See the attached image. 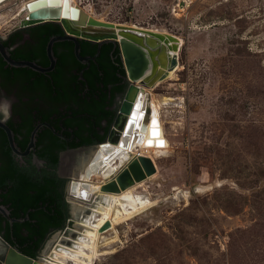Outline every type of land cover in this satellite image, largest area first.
I'll return each instance as SVG.
<instances>
[{
	"label": "rangeland",
	"instance_id": "obj_1",
	"mask_svg": "<svg viewBox=\"0 0 264 264\" xmlns=\"http://www.w3.org/2000/svg\"><path fill=\"white\" fill-rule=\"evenodd\" d=\"M183 1L78 0L98 19L183 39L177 77L154 86L174 98L162 117L171 148L138 189L154 205L117 225L95 264H264V0ZM61 237L75 236L56 231L49 253Z\"/></svg>",
	"mask_w": 264,
	"mask_h": 264
},
{
	"label": "flooded vegetation",
	"instance_id": "obj_2",
	"mask_svg": "<svg viewBox=\"0 0 264 264\" xmlns=\"http://www.w3.org/2000/svg\"><path fill=\"white\" fill-rule=\"evenodd\" d=\"M19 24L0 34L9 59L49 68L52 51L55 65L45 72L16 66L0 50V120L12 129L15 148L21 152L14 150L0 127V168L28 173L27 179L47 192L31 190L29 206L16 196V182L7 179L0 187V206L7 211L6 215L0 210V236L16 247H35L39 256L56 231L66 235L74 230L75 212L83 217V205L71 198L72 183L80 176L83 160L110 143L131 80L118 40L72 39L68 36L74 35L55 21ZM54 38L60 39L50 49ZM73 167L79 172L74 179Z\"/></svg>",
	"mask_w": 264,
	"mask_h": 264
},
{
	"label": "bare ground",
	"instance_id": "obj_3",
	"mask_svg": "<svg viewBox=\"0 0 264 264\" xmlns=\"http://www.w3.org/2000/svg\"><path fill=\"white\" fill-rule=\"evenodd\" d=\"M10 1L0 0V20L8 14L6 8H10ZM31 1L33 0H23L13 18H19L20 21L27 18L29 15L28 3ZM69 2L72 6L95 17L92 9L83 7L78 0H69ZM178 5L180 8L184 7L182 4ZM1 27L0 25V29ZM177 37L181 48L183 39ZM179 51L171 50L172 54L178 53V56ZM180 67L178 65L175 69L170 70L164 80L176 78ZM154 86L144 87L137 109L133 112L134 117L127 119L118 143L100 146L87 160H85L86 158L83 160L85 163L83 168L80 166L82 169L80 176L72 183L71 198L82 203V209L89 208L90 210L78 221L77 226L80 233L74 238H65V241L59 240L51 252L45 255V260L50 264H95V260L101 255L112 252L108 250L109 245L120 237H118L117 225L125 223L154 205L149 196L138 189L148 179L155 177V173L154 176L151 175L144 180L137 181L119 192L102 189L103 185L111 181L112 176L118 173L129 157L148 156L156 165L155 159L170 150V140L166 135L162 117L167 105L174 98L169 95L155 94ZM144 108L146 109L143 112ZM154 130L156 135L153 134ZM106 221L111 222L110 228L100 232L101 226ZM109 232L115 235L108 236Z\"/></svg>",
	"mask_w": 264,
	"mask_h": 264
},
{
	"label": "water",
	"instance_id": "obj_4",
	"mask_svg": "<svg viewBox=\"0 0 264 264\" xmlns=\"http://www.w3.org/2000/svg\"><path fill=\"white\" fill-rule=\"evenodd\" d=\"M28 9V17L20 21L19 26L21 27L55 21L61 23L67 32L74 35L68 36L72 39H75L76 36H81L94 41H100V43L118 40L131 85L120 106L114 127L108 137L110 143L107 145L117 144L127 119L134 117L133 112L137 109L144 87L156 85L157 81L166 78L168 72L179 65L178 53L172 54L171 52V50H180L179 38L168 32H158L144 27L115 24L111 21L98 19L88 15L80 8L72 6L69 0H33L28 3ZM59 39L54 38L50 42V49L51 44ZM0 50L16 66H28L45 72L51 70L55 65L52 51L51 66L43 68L32 61H13L9 59L7 50L1 41ZM77 54L79 55V45H77ZM145 109H143V112ZM0 127L6 130L14 150L18 154H21L15 148L12 129L1 120ZM77 171L78 169L74 172L76 176L79 175ZM156 172L157 167L152 158L143 155L129 157L118 173L114 174L111 181L104 184L102 189L119 192ZM0 210L7 215L5 208L0 206ZM89 210V208H86L84 214H88ZM79 215L80 212H75V220H79ZM28 217L29 213L22 220L28 219ZM110 226L111 222L106 221L101 226L100 232H104ZM68 231L73 232L74 236L80 233L79 231L70 229ZM52 243L50 242L49 246ZM49 246L43 250L41 255L32 257L21 252L18 247L13 246L4 237L0 236V264H50L45 260V255L50 251Z\"/></svg>",
	"mask_w": 264,
	"mask_h": 264
},
{
	"label": "trees",
	"instance_id": "obj_5",
	"mask_svg": "<svg viewBox=\"0 0 264 264\" xmlns=\"http://www.w3.org/2000/svg\"><path fill=\"white\" fill-rule=\"evenodd\" d=\"M27 174L28 173H23V171H20L18 173H15L14 172V168H10V167H8V168L7 167L0 168V187H4L7 184V179H13V181L16 182V188H14V191L16 193H20V195L17 194L16 196L17 197H20V198L22 196L23 203L25 202L29 206H32V203L29 202V199H28V196H27L28 193L31 190H36V192L38 194L40 192H42L44 194V192H47V189H46V187H41L40 188V187L34 185L31 181H29V179H27V178H29V176ZM17 178H18V180H16ZM31 215H32V217L37 216L33 212L31 213ZM31 236H32V234H31ZM7 240L10 243L12 242L9 239H7ZM18 248H19V250L21 252H23V253H25V254H27L29 256L37 257V255H38V251H37V249L35 247L34 248H28V246L21 245Z\"/></svg>",
	"mask_w": 264,
	"mask_h": 264
},
{
	"label": "snow or ice",
	"instance_id": "obj_6",
	"mask_svg": "<svg viewBox=\"0 0 264 264\" xmlns=\"http://www.w3.org/2000/svg\"><path fill=\"white\" fill-rule=\"evenodd\" d=\"M154 135H156L157 133L155 132V130H154V133H153ZM149 143H151V142H149Z\"/></svg>",
	"mask_w": 264,
	"mask_h": 264
}]
</instances>
